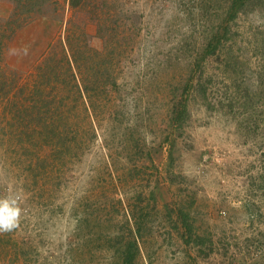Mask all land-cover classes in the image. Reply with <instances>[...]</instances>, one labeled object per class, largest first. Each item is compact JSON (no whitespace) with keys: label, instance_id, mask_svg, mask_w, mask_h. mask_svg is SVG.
Segmentation results:
<instances>
[{"label":"rangeland","instance_id":"rangeland-1","mask_svg":"<svg viewBox=\"0 0 264 264\" xmlns=\"http://www.w3.org/2000/svg\"><path fill=\"white\" fill-rule=\"evenodd\" d=\"M76 1L0 0V264H264V0Z\"/></svg>","mask_w":264,"mask_h":264},{"label":"trees","instance_id":"trees-1","mask_svg":"<svg viewBox=\"0 0 264 264\" xmlns=\"http://www.w3.org/2000/svg\"><path fill=\"white\" fill-rule=\"evenodd\" d=\"M16 2L18 3V5L20 4H22V5H27V4H32V5H34L32 2H33V0H26V1H24V0H16ZM69 2H70V4L72 5V6H77L78 5V1H76V0H69ZM30 11V10H29ZM14 16H17V12H15V15ZM26 22V20H25V17L24 18H22V20L19 22V23H16V27H15V29H12V31H13V33L15 32V30L17 29V28H19V27H21L24 23ZM67 39V38H66ZM67 43H69V45H70V47H72L71 46V41H70V38H68L67 39ZM212 53L214 52V50H212L211 51ZM74 53V52H73ZM75 54V53H74ZM74 54H72L71 53V59H69V58H67V62H68V64H69V66L71 65L72 66V64H75V63H77V59H76V56L74 55ZM18 113V112H17ZM15 115H16V113H15ZM27 128V127H26Z\"/></svg>","mask_w":264,"mask_h":264},{"label":"clouds","instance_id":"clouds-1","mask_svg":"<svg viewBox=\"0 0 264 264\" xmlns=\"http://www.w3.org/2000/svg\"><path fill=\"white\" fill-rule=\"evenodd\" d=\"M15 214V209L10 207L7 202L0 204V217H2L3 224L0 226L7 227L9 220Z\"/></svg>","mask_w":264,"mask_h":264}]
</instances>
